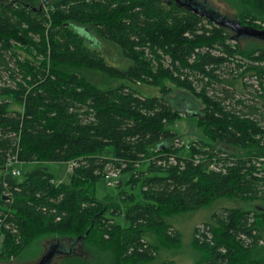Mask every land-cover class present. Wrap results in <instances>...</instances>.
<instances>
[{
    "label": "trees",
    "instance_id": "16d2710c",
    "mask_svg": "<svg viewBox=\"0 0 264 264\" xmlns=\"http://www.w3.org/2000/svg\"><path fill=\"white\" fill-rule=\"evenodd\" d=\"M233 1L240 25L264 28V0ZM188 3L206 4L0 0V261L41 238L71 237L92 249V260L81 262L136 264L154 258L147 233L178 241L169 214L219 198L264 204V47ZM85 25L128 66L91 48ZM81 69L122 82L99 88ZM135 84L159 95H142ZM171 86L198 100L191 116L210 142L181 144L166 127L182 111L165 98ZM14 159L17 176L8 166ZM58 162L72 163L66 182L50 169ZM109 172L116 174L105 178ZM121 172L130 187L138 183L136 193L116 182L115 196L94 197L99 177ZM117 213L127 226L113 220ZM210 220L193 238L203 256L195 264H264V209L221 207ZM72 248L64 259L76 258Z\"/></svg>",
    "mask_w": 264,
    "mask_h": 264
},
{
    "label": "rangeland",
    "instance_id": "374dc122",
    "mask_svg": "<svg viewBox=\"0 0 264 264\" xmlns=\"http://www.w3.org/2000/svg\"><path fill=\"white\" fill-rule=\"evenodd\" d=\"M210 7H212L218 14L225 16L228 19L234 20L236 9L233 0H204ZM85 33L88 34L86 43L101 53L104 60L117 68H125L128 66L129 61L122 57L119 49L112 43L103 41L98 38L90 26H83ZM79 33L80 30L78 31ZM256 45L264 47V42L259 40H252ZM244 42L241 40L240 45L244 46ZM81 73L99 88L113 87L121 83L122 80L115 79L104 75V73L98 70H87L81 69ZM134 87L139 93L145 96L159 95L157 87L135 84ZM172 90L170 93L165 95V98L176 110H182L178 118L172 123L167 124L166 127L176 134L177 140L181 144H187L193 140H204L209 141L210 139L202 124L197 122V116H191L193 113H197L200 105L197 99L193 98L188 92L181 88H175L171 86ZM12 107H16L12 105ZM176 143V142H175ZM225 152L231 154H237L238 149L230 146L220 145ZM55 178L58 181L66 182L69 174L70 163L69 162H58L50 166ZM129 177L128 172H121L117 178H111L109 181L103 177H99L94 183L93 195L97 199H102L107 196H115L119 189L131 190L136 193L138 191V183H135L132 187L126 183ZM120 182L119 189L114 184ZM261 202H239L233 199L219 198L212 203L203 206L196 210L185 211L175 214H169L164 217L167 224L172 226L178 233V241L175 243H162L156 239L151 233H147L148 241L155 246L154 258L147 261L136 262V264H195L197 261L203 258L201 250L193 244V238L195 237V231L197 226L203 223H209L212 226L214 223L210 220V215L221 207H232L239 206L243 209H262ZM113 220L120 226H127L128 221L126 220L123 213H117L113 215ZM264 239V231L261 233ZM63 242L64 250L69 248V243L74 241L73 238L63 237L59 239L54 238H41L38 241L31 242L26 248H24L16 257L10 260L0 261V264H35L38 258L45 252L47 246L54 242ZM84 248L87 250L84 251ZM72 250L77 251L75 254L76 258L70 260L64 259L59 253L54 254L47 264H103L100 260L94 259L91 263L81 262L80 260H92V252L89 247L84 245H73ZM264 256V251L262 252ZM64 261H63V260ZM79 259V260H78ZM62 260V261H61ZM61 261V262H60ZM60 262V263H58Z\"/></svg>",
    "mask_w": 264,
    "mask_h": 264
},
{
    "label": "water",
    "instance_id": "95a60500",
    "mask_svg": "<svg viewBox=\"0 0 264 264\" xmlns=\"http://www.w3.org/2000/svg\"><path fill=\"white\" fill-rule=\"evenodd\" d=\"M188 5L190 6L189 3ZM191 8H194V11L205 15L215 23L223 25L224 27L228 28L232 32V35L235 38L237 37L251 38L254 40H259L264 42V28L258 30V29H253L246 25H240L235 19L231 20L226 18L225 16L218 14L212 7H210V5L207 2L203 7L198 8L193 6ZM2 198H7V197L3 195ZM85 234H87V231H85L84 235ZM0 242H1V238H0ZM68 245L70 248H72V246L74 245V241H72ZM65 252H67V250H64L63 242L56 241L54 243L49 244V246H47L45 252L38 258L35 264H47L54 254L59 253L61 255L64 254Z\"/></svg>",
    "mask_w": 264,
    "mask_h": 264
},
{
    "label": "built area",
    "instance_id": "2783aa9c",
    "mask_svg": "<svg viewBox=\"0 0 264 264\" xmlns=\"http://www.w3.org/2000/svg\"><path fill=\"white\" fill-rule=\"evenodd\" d=\"M16 163H17V161H16L15 159L13 160V162L8 163V166L11 164L10 173H11V175H13V176H17V175H19V170H18V168L15 166ZM69 163H70V168H71L72 163H71V162H69ZM69 170H70V169H69ZM115 174H116V172H115V173H114V172H109V173H107V175H105L104 177H105V178H107V177H113ZM202 231H204V228H203V226L200 224L199 226H197L195 234L197 235L198 233H201Z\"/></svg>",
    "mask_w": 264,
    "mask_h": 264
},
{
    "label": "flooded vegetation",
    "instance_id": "af4514ba",
    "mask_svg": "<svg viewBox=\"0 0 264 264\" xmlns=\"http://www.w3.org/2000/svg\"><path fill=\"white\" fill-rule=\"evenodd\" d=\"M262 208H263V207H262ZM263 209H264V208H263ZM70 249H71L70 247H69V248L67 247V249H66V250H67V251H69ZM73 251H74V250H73ZM61 256H62V255H61Z\"/></svg>",
    "mask_w": 264,
    "mask_h": 264
}]
</instances>
